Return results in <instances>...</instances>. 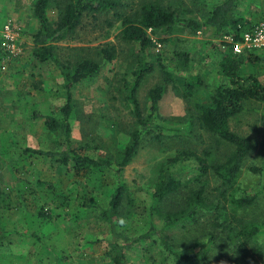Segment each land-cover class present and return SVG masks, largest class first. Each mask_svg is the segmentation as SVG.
<instances>
[{"label": "rangeland", "instance_id": "374dc122", "mask_svg": "<svg viewBox=\"0 0 264 264\" xmlns=\"http://www.w3.org/2000/svg\"><path fill=\"white\" fill-rule=\"evenodd\" d=\"M17 1L0 0L9 8L7 13L0 7V29L3 32L8 20H14L20 28V36L23 35L19 40L22 52L13 64L24 67L20 71L12 67L3 71L5 68L0 63V77L8 78L6 83L2 81L4 78L0 81V160L4 162L0 173V264H114L109 255L116 256L119 252L125 253L127 264H173L158 240L132 243L150 229L151 194L161 163L176 156L179 150L189 148L200 156L208 151L212 154L210 160L215 162H222L229 155L227 147L219 145L214 136L198 126L191 131L189 121L197 97L202 99L208 92L227 83L220 71L221 56L227 49L222 43L226 42V36L216 40L211 32L192 35L188 29L174 33L151 31L150 37L161 46L151 48L145 56V61L153 63L156 70L145 79L138 98L144 118H147L150 90L167 85L155 122L164 128L161 132L171 138L167 137L166 147H155L148 135L122 179L107 168L88 179H78L63 165L49 158L31 156L26 151L64 149L62 138L51 135L44 120L34 116L61 118L66 95L60 70L51 63L38 62L33 56V35L39 27L33 12L36 0H20L18 5ZM120 1L122 6L117 13L124 19L118 20L115 11L102 15L98 21L86 18L75 38L60 44L70 48L113 45L117 51L113 63H104L99 75L73 89L72 142L95 159L117 158L130 133L139 128L131 107L124 100V86L133 81L134 72L144 61V56L139 45L122 41L121 32L123 20H135L143 4L156 0ZM224 1L162 0L177 10L183 24L188 20L203 22L208 12ZM241 7L243 16L252 24L264 23V0H244ZM49 15L56 19L57 11L52 8ZM2 32L0 50H3ZM160 39L166 42L162 44ZM181 52L189 55L188 62L178 56ZM2 54L6 56L4 51ZM164 68L170 72L173 83H167ZM255 70L246 67L245 73H255ZM257 71L258 78L264 80V70ZM185 84L196 89L195 99L190 102L183 95L182 85ZM248 105L253 111L233 120L231 128L252 143L262 144L264 129L260 119L264 101ZM167 146L169 148L164 150ZM263 164L264 147L259 145L245 163L235 194L237 197L260 192L261 177L250 168ZM196 166L193 159L181 160L173 170L179 172L184 181L197 173ZM38 181L46 185L39 186ZM121 183L127 186L130 200L121 218H115L113 228L101 219V211ZM216 186V180L210 178L209 190L215 192ZM42 210L51 215L50 220L39 217ZM231 212L227 208V213ZM216 218V214H207L202 227L188 231L177 228L167 234L182 245L181 250L192 254L206 246L207 234ZM230 222L238 228L256 223L264 229V194L260 195L256 206L237 212ZM156 224L160 230L164 226L162 220L157 219ZM3 232H13V235L1 240ZM229 255L218 249L211 254L208 264H229L228 258L232 257ZM255 264H264V260L258 258Z\"/></svg>", "mask_w": 264, "mask_h": 264}, {"label": "trees", "instance_id": "16d2710c", "mask_svg": "<svg viewBox=\"0 0 264 264\" xmlns=\"http://www.w3.org/2000/svg\"><path fill=\"white\" fill-rule=\"evenodd\" d=\"M243 2L244 0H225L210 10L203 22L188 20L183 24L177 10L171 5H165L162 0L149 1L143 4L135 15V20H123L122 41L139 45L144 56V61L134 72L133 81L127 82L124 86V100L131 107L139 128L130 133L127 144L117 158L95 159L76 148L72 142V117L75 112L73 89L76 85L99 75L104 63L106 65L113 63L117 51L113 45L70 48L62 47L60 44L74 39L86 18L91 17L94 21H98L99 17H103L102 15L115 11L118 20L124 19L122 14L117 13L122 3L120 0H36L33 12L39 27L33 35V56L38 62L51 63L60 70L66 103L61 109V118L42 115H35L34 118H42L50 134L62 138L61 146L64 149L26 151L31 156L49 158L63 165L78 179H88L106 168L112 169L118 179H122L124 171L138 156L148 135L151 137L150 140L154 141L155 147H166L167 137L171 138L161 132L164 128L155 122L160 114V103L167 92V85L162 84L150 90L148 96L150 114L147 118H144L138 98L145 79L156 70L153 63L145 61V56L157 45L150 37L149 31L174 33L188 29L192 35L211 32L212 38L216 40L233 35L235 42H239L241 36L256 25L243 16L241 9ZM54 4L55 6L52 7ZM52 8L57 11L56 19H52L49 15ZM108 23L111 25L107 20ZM159 41L162 44L166 42L162 39ZM222 43L227 49L221 56L220 71L227 83L208 92L202 99L197 97L189 121L191 131L198 126L200 130L214 136L219 145L227 147L229 155L222 162H215L210 160L212 154L208 151L200 156L189 148L179 150L176 156L161 163L157 168V179L151 194L150 229L132 243L135 245L158 240L173 264H208L211 254L218 249L222 250L223 254L232 255L228 258L229 264H255L258 258L264 260V229L256 223L238 228L239 226L234 227L233 222H230V218L235 217L237 212L256 206L260 195L264 194L263 164L260 167L250 168L253 173L261 177L260 192L240 197L235 195L246 161L254 149L259 145L264 147V143H252L231 128L233 120L246 112L253 111L249 103L264 101V80L258 78L256 73L260 68L264 70V52L236 55L232 51L233 45ZM178 56L185 62L189 61L187 53L181 52ZM246 67L256 69L255 73L246 74ZM164 72L168 77L167 83H173L170 72L165 68ZM182 87L183 95L189 102L195 99L194 86L185 84ZM260 122L264 129V111L261 112ZM168 148L167 146L164 150ZM190 159L197 163V173L183 181L179 172L174 171L173 168L181 160ZM3 169L4 162L0 160V173ZM210 178L216 180L215 192H211L208 188ZM38 185L44 187L46 184L38 181ZM129 200L127 186L124 183L119 184L113 190L106 207L102 209L101 219L115 228V218H121ZM227 208L232 210L231 214L227 213ZM207 214H216L217 218L207 234L208 243L199 251L189 254L181 250L182 245L177 244L167 234L168 231L177 228L185 231L200 228ZM39 217L43 220L51 219V215L45 210L39 213ZM157 219L163 222L164 226L161 230L157 227ZM12 235L13 232H3L1 240ZM109 256L114 264H127L124 252Z\"/></svg>", "mask_w": 264, "mask_h": 264}, {"label": "built area", "instance_id": "2783aa9c", "mask_svg": "<svg viewBox=\"0 0 264 264\" xmlns=\"http://www.w3.org/2000/svg\"><path fill=\"white\" fill-rule=\"evenodd\" d=\"M151 31H149L150 33ZM2 49L8 58L17 57L22 52L19 47L20 28L14 20H8L3 28ZM228 45H233L232 51L236 55L264 52V23L256 24L250 31L241 36V41L235 42L233 35L225 37ZM158 46L160 44H157ZM161 46V45H160Z\"/></svg>", "mask_w": 264, "mask_h": 264}, {"label": "crops", "instance_id": "0c3cea01", "mask_svg": "<svg viewBox=\"0 0 264 264\" xmlns=\"http://www.w3.org/2000/svg\"><path fill=\"white\" fill-rule=\"evenodd\" d=\"M7 1V0H6ZM19 2H20V0H19ZM18 1L16 2V4L18 5V3H19ZM0 7H2L7 13H8V11H9V8H7V3H5V2H3V3H0ZM16 8V7H15ZM1 32H2V28L0 29V36H1ZM20 37H23V35L22 36H20ZM20 40H21V38H20ZM1 41V40H0ZM20 43V42H19ZM19 45V44H18ZM19 47L21 48V46L19 45ZM3 50H0V63H2L1 64V67L4 69L5 68V70H3V71H7L9 68H13V70H15L16 69V71H20V69H24V67H20V64H18V65H16V67L14 66V64H16V60H17V58H19V57H12V58H8V57H4L3 56ZM2 56H3V58H2ZM4 62V63H3ZM14 63V64H13ZM7 64V65H6ZM13 64V65H12ZM2 78H4L2 81H3V83H6V81L5 80H7L8 78H5V76H1L0 77V81H1V79ZM11 102V101H10Z\"/></svg>", "mask_w": 264, "mask_h": 264}]
</instances>
